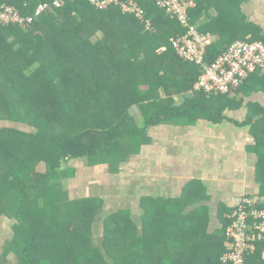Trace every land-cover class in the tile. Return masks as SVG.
<instances>
[{"label": "trees", "instance_id": "trees-1", "mask_svg": "<svg viewBox=\"0 0 264 264\" xmlns=\"http://www.w3.org/2000/svg\"><path fill=\"white\" fill-rule=\"evenodd\" d=\"M40 2L50 0H0V6L13 5L21 14H31ZM138 2L146 10L144 19L117 6L98 9L87 0H63L24 27L0 25V121H7L0 126V179L3 195H16L8 199L13 216L27 219V233L18 234L11 244L18 264H46V251L58 254L61 264H221L226 219L221 215L220 227L207 232L201 203L173 209L179 200L147 198L140 204L138 221L127 211L108 215L100 241L89 235L88 227L100 209L98 198L74 199L78 205L65 214V222L50 221L42 231L39 221L50 218L45 212L49 205L43 217L38 205L23 208L26 201L38 202L32 190L38 194L46 188L45 202L50 204L58 199L53 179L69 158L105 162L113 169L150 125L224 119L227 94L206 96L193 90L200 69L180 58L169 41L184 28L153 2ZM231 3L235 0H197L191 10L200 30L217 35L206 48L208 63L224 43L245 39L248 33L245 27L234 30L238 19L229 12ZM204 14L209 20L200 24ZM221 21L226 23L222 27ZM161 46L165 50H158ZM132 105L138 106L143 126L130 115ZM39 163L44 170L36 169ZM257 176L264 195V154ZM4 249L9 250L7 244ZM257 250L259 255L261 247Z\"/></svg>", "mask_w": 264, "mask_h": 264}, {"label": "crops", "instance_id": "crops-1", "mask_svg": "<svg viewBox=\"0 0 264 264\" xmlns=\"http://www.w3.org/2000/svg\"><path fill=\"white\" fill-rule=\"evenodd\" d=\"M238 1L229 5V12L238 19L234 30L245 27L246 37L255 36L264 42V0ZM208 20L204 14L200 24ZM219 24L222 27L226 23ZM206 31L213 35V40L217 38L210 30ZM159 93L163 96L164 92L159 89ZM227 98L230 103L222 110L224 119L220 122L198 119L193 124L156 123L141 133L138 145L136 143L134 150L113 169L105 162H88L86 178L92 180L96 195L79 197L98 198L103 202L107 175L111 176L110 181L117 180L119 194L131 190L139 195L138 208L147 198L180 201L187 195L194 198L190 204L183 201L187 208L201 203L211 211L215 209L208 215L207 231L210 233L221 225L219 210L223 209V215L242 196H251L264 203L257 176L258 161L264 154L260 133L264 129V74L250 75L227 94ZM174 99L181 100L178 96ZM133 106L136 112L132 113L130 107L129 113L135 124L143 126L142 114L137 105ZM247 119L249 121L241 125ZM97 169L103 170L102 177ZM117 195L111 196L115 202L119 201L115 200Z\"/></svg>", "mask_w": 264, "mask_h": 264}, {"label": "built area", "instance_id": "built-area-1", "mask_svg": "<svg viewBox=\"0 0 264 264\" xmlns=\"http://www.w3.org/2000/svg\"><path fill=\"white\" fill-rule=\"evenodd\" d=\"M98 9L117 6L124 14L144 19L146 10L138 0H87ZM153 2L175 19L184 32L172 36L169 41L176 54L185 61L197 65L200 73L193 90L206 96L230 94L250 75L264 74V42L262 40L236 39L228 44L210 63L205 60L206 48L213 35L200 30L191 20V10L197 0H147ZM63 0L40 2L31 14H21L13 5L0 6V25L26 26L41 13L60 7ZM146 27L150 22L145 20ZM161 46L158 50H165ZM226 223L223 228L224 250L219 257L221 264H263L264 261V206L257 198L242 196L234 206L223 212ZM261 247L258 255V247ZM256 255V257H254Z\"/></svg>", "mask_w": 264, "mask_h": 264}, {"label": "rangeland", "instance_id": "rangeland-1", "mask_svg": "<svg viewBox=\"0 0 264 264\" xmlns=\"http://www.w3.org/2000/svg\"><path fill=\"white\" fill-rule=\"evenodd\" d=\"M149 30L155 31V29L151 28ZM98 36L101 35L100 32L97 33ZM95 35V37L97 36ZM27 73H30L28 71ZM110 78V76H108ZM113 80V78H110ZM164 95V93L162 94ZM132 109V113L136 112L135 107L132 105L130 106ZM134 111V112H133ZM7 121H0V126H4ZM12 123V122H11ZM10 123V125H11ZM7 124V123H6ZM19 126L23 128L29 129V127L25 124H19ZM86 158H81V159H75V158H69L64 162L61 166L60 169H58V174L56 175L54 182L56 185V190L58 191V199L55 202H45L46 199L44 197V194H47V189L37 190L36 191H31L32 196H37V203L34 204L31 201H26L23 206L24 209H29L30 207L34 206H39L41 207V212L40 216L43 217L45 212H48L47 214L48 217L46 216L43 217L39 222H41L42 226H40V230L42 231L46 226L50 225V221L54 220H61L65 222V214L73 212V208L78 205V202L73 201L74 199L81 198L79 196H85V195H90L92 194L96 195L93 191V184L91 181L87 180L86 178V173L88 172V169L86 167L87 164ZM88 165V164H87ZM81 167V169L79 168ZM101 168V167H100ZM37 170H44V165L43 164H37L36 167ZM98 172H100V177H102L103 170L102 169H97ZM81 171V172H79ZM78 173V176L76 175ZM27 177H31L32 173L30 175H25ZM111 176L107 175L106 179V192L102 193V195L105 196L104 201L99 204V211H96L95 215L90 217V222L91 224H88L89 227V235L92 236L94 240L100 241L101 237L103 236V226H104V220L108 215H111L113 212H120V211H127L131 215L132 218H137V221L139 220L140 213L142 212L141 206L138 208V194H134L133 191H120V194L117 192L119 190L118 187H116V182L115 181H110ZM19 179L18 181H20ZM129 185V184H128ZM114 186V187H113ZM111 188V189H110ZM131 188V187H130ZM105 190V189H104ZM121 190V188H120ZM5 191L4 186H3V181L0 179V264H18V257L17 255L12 251L11 249V244L14 243L15 238L17 237L18 234L25 235L27 233L26 224H27V219L24 216L21 217H14V209L11 207V205L8 202V199L13 195V192L8 193L7 195H3V192ZM30 191V190H29ZM50 193V192H49ZM187 193V191H186ZM118 194V195H117ZM112 195H117L118 197H115L119 199V201L115 202L113 201ZM16 196V195H15ZM124 197V198H123ZM194 200V198H188L187 195H184V198L182 200L177 201L174 203V206L172 207L173 209L175 208H181L184 205V202H189ZM99 201H102L99 199ZM184 201V202H183ZM165 201L159 202L160 205L164 204ZM98 203L94 202V205L96 206ZM49 205L50 208H52V205L55 207L54 211H49V206L47 207V211L44 212V206ZM156 206V205H155ZM189 209L191 207H188ZM212 208H215L213 206ZM54 209V208H53ZM11 215H8L6 211ZM201 212L205 215V217H208L209 211L210 213L214 212L215 209H212V211L206 207L205 208H199ZM222 210H219V215H222ZM200 212V213H201ZM202 214V213H201ZM36 213L35 217L36 218ZM89 217V216H87ZM86 217V218H87ZM46 218L48 220V223L46 221ZM202 218L204 216L202 215ZM88 220V218H87ZM211 222H214L211 220ZM25 225H24V224ZM46 224V225H45ZM207 226H208V221H207ZM204 230L207 231V227ZM208 232V231H207ZM43 233V232H42ZM41 234V233H40ZM8 242V243H7ZM97 243V241H95ZM43 243L45 241L43 240ZM7 244V247L9 250L5 252L4 246ZM42 255L44 258V262L46 264H61V261L59 260V255L54 253L51 255L48 251L43 253ZM64 261V258H63ZM65 264V261H64Z\"/></svg>", "mask_w": 264, "mask_h": 264}]
</instances>
